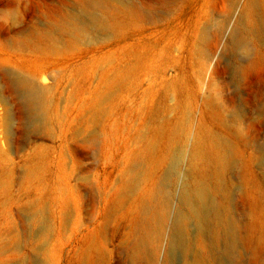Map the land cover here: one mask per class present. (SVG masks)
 Returning a JSON list of instances; mask_svg holds the SVG:
<instances>
[{"label":"bare ground","instance_id":"bare-ground-1","mask_svg":"<svg viewBox=\"0 0 264 264\" xmlns=\"http://www.w3.org/2000/svg\"><path fill=\"white\" fill-rule=\"evenodd\" d=\"M218 4L228 8L219 20L213 11L218 12ZM74 5L67 22H56L55 29L69 33L74 43L80 31L106 34L115 27V57L92 55L85 60L86 68L96 75L82 100L53 93L48 85L25 75H10V91L28 121L27 131H40L50 122V108L63 101L70 111L59 114V123L67 128L57 131L58 138L64 143L95 141L102 136L98 128L106 118L112 128V121L118 124L112 116V109H117L119 123L128 125L131 136L119 163L113 198L114 206L125 210L118 209L123 222L118 245L125 247L129 264H154L156 250L163 243L168 247L169 241L184 254L189 252L183 264H208L202 255L210 257L219 243L224 250H234L238 238L226 205L227 175L235 171L244 184L252 181V165L264 166L259 145H248L242 136L247 130L256 138L264 128V4L260 0H76ZM221 45L228 51L226 59L218 56ZM255 70H262V75L254 78ZM239 145L252 147L254 153L243 157ZM171 157L170 170L182 165L168 227ZM74 165L69 160L63 168L58 165V179L72 177ZM62 188L59 184L54 191L58 194ZM65 195L61 213L74 217L78 205L73 207L66 191ZM114 206L82 236L85 246L76 255L77 264H108L107 245L112 239L105 226L116 219ZM49 222L47 217L40 232L44 240ZM75 226L76 232L81 229L77 222ZM200 247L206 248L204 254L192 253Z\"/></svg>","mask_w":264,"mask_h":264},{"label":"rangeland","instance_id":"rangeland-1","mask_svg":"<svg viewBox=\"0 0 264 264\" xmlns=\"http://www.w3.org/2000/svg\"><path fill=\"white\" fill-rule=\"evenodd\" d=\"M260 1L264 4V0ZM74 2L76 0H0V264H77L76 255H80L85 246L81 242L82 236L86 230L97 227L101 216L110 213L114 206L119 163L124 147L129 149L126 141L131 142L128 125L119 123L117 109H112V116L118 124L112 121V128L111 120L106 118L104 126L98 128L100 138L95 141L73 139L72 143H64L58 138L57 131L61 133L67 128L59 123V116L65 110L69 113L68 104L63 101L54 104L48 114L50 122L39 129L41 132L30 133L27 131L28 121L10 91V75L17 74L40 85H48L53 93H65L74 100L87 97L86 92L92 88L96 73L86 68L85 60L92 55L115 57L116 28L106 34L80 31L72 43V36L57 31L55 23L67 22V14L75 8ZM177 5L181 7V2ZM214 7L217 9V4ZM216 9L213 11L218 20L228 12V8L220 4L218 12ZM238 11L239 7L233 12L231 23ZM227 39L228 32L224 41ZM218 56L223 59L228 56L223 45L218 49ZM261 73L262 70H255L254 78ZM72 114L76 115V112ZM250 133L243 130V138L248 145L260 147L264 158V128L256 138ZM248 145L238 147L245 158L254 151ZM172 158L168 160L171 189L168 227L175 207L177 175L182 165L180 163L176 172L170 170ZM66 160L75 163L72 177H66L62 172ZM33 161L35 164L32 165ZM58 165L65 176L62 181L57 177ZM249 172L252 181L247 179L244 184L239 183L235 171L227 175L226 205L236 225L237 245L230 251L222 249L221 243L214 245L212 255L208 254L210 257L202 255L208 264H264V166L252 165ZM59 184L64 188L57 194L54 190ZM65 191L70 199L68 203L73 207L75 203L78 205L74 217L61 213L64 210L62 202L66 200ZM114 208L112 214L116 219L105 226L112 239L107 245L108 264H129L125 247L118 245L123 225L118 209L125 210ZM47 217L51 222L46 226L44 240L40 232L45 230ZM75 222L81 228L77 232ZM175 243L169 241L168 247L165 243L158 247L154 264H183L190 254L185 255ZM204 249L195 248L192 253L204 254Z\"/></svg>","mask_w":264,"mask_h":264}]
</instances>
